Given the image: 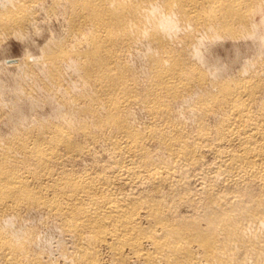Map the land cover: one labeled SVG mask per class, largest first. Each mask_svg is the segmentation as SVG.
Returning a JSON list of instances; mask_svg holds the SVG:
<instances>
[{
  "label": "bare ground",
  "instance_id": "obj_1",
  "mask_svg": "<svg viewBox=\"0 0 264 264\" xmlns=\"http://www.w3.org/2000/svg\"><path fill=\"white\" fill-rule=\"evenodd\" d=\"M42 11L67 32L0 79V264H59L50 222L65 264H264V0H0V38Z\"/></svg>",
  "mask_w": 264,
  "mask_h": 264
},
{
  "label": "rangeland",
  "instance_id": "obj_2",
  "mask_svg": "<svg viewBox=\"0 0 264 264\" xmlns=\"http://www.w3.org/2000/svg\"><path fill=\"white\" fill-rule=\"evenodd\" d=\"M40 13H42V16L39 14V20H38L39 22L37 23V26L35 27L36 29L38 28L37 30H39V31H37L35 28H31V30L28 31V34H25L23 37L22 36H18V35L17 36L16 35H13V36H11V35H9V36L6 35L5 36L4 35L3 36L4 38L3 37L0 38V43H1L0 44V64H1L0 67L2 68V69L0 68V70H2V71H0V79L2 81H3V79L5 80V81H3L4 83L2 81H0V83H1V85H2V83H3V85L5 84L4 87L8 88L7 90H9L10 92H11V88H12L11 87L12 79H15L17 77H21V74H22V71L20 70L21 68L18 67L17 65L19 63H22V60L24 58L26 59L29 55L32 56V57H34V56L40 57L41 56L40 52L42 51L43 46L47 45L45 43L46 41H48L47 43L49 44V43H51V42H53L55 40H58L61 37H63L65 35V30L64 29H66V32H67V25H66L67 23H64L65 20H64L63 15H61V13L60 14L56 13V15L55 14H53V15L51 14L52 16L48 15L46 12H43V11L40 12ZM49 16H51V17L49 18ZM42 17H43V20H42ZM57 17H59V18L57 19ZM40 18H41V20H40ZM65 25H66V27H65ZM39 27H41V28H39ZM34 29H35V31H34ZM62 29H63L64 32L62 31ZM30 34H31L32 38L30 37ZM54 34H58L61 37L60 36H54ZM27 36H29V37H27ZM5 38H7V39H5ZM27 38L29 39V42H28ZM1 39H2V42H1ZM225 41L222 42V43H226L227 45L231 44V40H225ZM3 42H4V44H2ZM28 45H30V47ZM35 51L37 52V54H36ZM219 51H221L220 48H219ZM31 52L32 53L35 52V53L32 54ZM6 60H8V61L9 60H14V62H12V63L7 62L6 63L5 62ZM4 62H5V64H7L5 66L6 68L4 67ZM3 68H4V70H3ZM8 70L11 73L10 72L8 73L7 72ZM12 73H15V74H12ZM17 73H19L18 76H17ZM11 74L13 75L12 77H10ZM6 81H8V83H6ZM8 84L10 86H7ZM6 88H4V89L6 90ZM7 90L5 92L6 94H7ZM9 91H8V94H7L9 96L5 95V97L7 96L6 99L8 101H11L12 98H11L10 94H12L13 91L11 93ZM47 225H48V227L46 229ZM42 228L43 229L45 228L44 230H46V231H44ZM38 229L40 231H42V232H45V233H52V235H53L52 238L53 239L51 241V245H52L51 246V250H52L51 253L56 258V260H58L59 264H65L64 260L59 258L60 255L58 254L59 253V241L61 240V237L59 235H56L58 233L54 232V230L51 231L53 229L51 227V222L48 223V224H45V225L40 224ZM56 236H58V237H56ZM67 239H69V241ZM62 241L64 243L66 242V247H70V245H71V243H69L70 242V238L66 237V238H64V240L62 239ZM55 245H56V247H55ZM105 255L107 256V254H105ZM133 264H139V263L133 262Z\"/></svg>",
  "mask_w": 264,
  "mask_h": 264
}]
</instances>
